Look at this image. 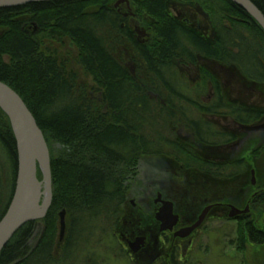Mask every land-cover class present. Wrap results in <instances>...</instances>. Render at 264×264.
<instances>
[{"label": "trees", "instance_id": "16d2710c", "mask_svg": "<svg viewBox=\"0 0 264 264\" xmlns=\"http://www.w3.org/2000/svg\"><path fill=\"white\" fill-rule=\"evenodd\" d=\"M114 1L0 7V80L19 93L46 137L53 190L47 215L14 234L0 251V264H85L81 249L97 231L119 224L144 157H168L180 169L218 180L248 170L245 159L219 162L198 153L200 147L235 139L206 116L225 110L251 124L264 118V109L228 104L220 80L198 64V57L214 58L252 83H264L262 26L231 0H191L211 12L219 33L212 42L173 17L170 0H134L154 21V38L150 49L136 47L129 56L136 33L116 13ZM252 1L264 13V0ZM190 64L199 65L203 77L192 90L180 71ZM86 77L91 85L84 83ZM210 83L215 98L205 103L199 98ZM180 130L191 132L190 140L180 138ZM0 146L6 155L5 161L0 158L1 220L18 172L15 135L1 108ZM263 152L264 145L254 155ZM259 189L253 203L264 222V185ZM64 209L69 223L62 239ZM238 228L242 249L264 244V232L252 222L242 220Z\"/></svg>", "mask_w": 264, "mask_h": 264}, {"label": "rangeland", "instance_id": "374dc122", "mask_svg": "<svg viewBox=\"0 0 264 264\" xmlns=\"http://www.w3.org/2000/svg\"><path fill=\"white\" fill-rule=\"evenodd\" d=\"M173 1L175 0L169 2ZM169 9L177 16L176 18L181 19L185 16H192L195 23L201 18H199L200 14L198 12L199 15H195V12L191 14L190 11L188 12L184 8L177 9L172 4H170ZM203 21L206 25L203 24L202 26H208L210 29L209 35H211L212 27L206 19ZM198 64L206 68L213 67L211 63L204 62V60L199 61ZM199 65H183L180 67L182 79L188 83L191 90L196 89V86L203 79L202 71L198 68ZM226 68H231V66L227 65ZM210 72L220 80L227 100L241 101L243 104L264 109V83H252L242 76L239 71H231V73L227 71L229 75L217 71ZM232 72L235 75H232ZM84 83L91 85V78L86 77ZM206 89L205 95L199 98L203 100L202 102L212 101L215 98L214 87H210L208 84ZM194 117L198 118L195 115ZM206 120L217 123L216 125L221 129H224L225 126L228 129L232 127L227 123L229 120L226 121L224 117L210 116ZM261 123L264 124V118L257 122V124ZM179 137L190 140L192 136L191 132L180 130ZM235 144L215 149H208V147H200L199 149L200 154L214 158L215 161L239 159L247 161L249 167L246 173L225 182L205 176L198 171L180 169L179 165L168 157H144L140 164L139 176L133 183L134 188L131 189L119 224L97 231L92 243L81 249L80 259L82 262L84 263L85 260V264H87L90 258L97 260V264H153L154 262L151 259L146 262L143 257H139V254L135 255L129 248L127 251L122 244L121 234L127 232L129 234L135 232L136 234L142 231L144 227L148 228L149 226L156 228L154 224V198L157 196L158 191H162L165 197L178 203L182 218H188L192 215L190 208L199 213L209 201L238 202L243 206L247 202L251 204L250 200H252L255 186L264 185V152L259 157L254 155V151L264 145V129H259L253 133L242 131ZM0 158L3 161L6 160L5 152L1 146ZM253 178L255 185H253ZM255 209L251 212L255 216V223L258 227L264 228L263 214ZM227 214L228 210L227 212L224 210L213 211V218L205 223L202 231L195 236L194 242L190 243L191 251L185 257V264H201V261L203 264H264V246L255 249L250 248L245 253H241L231 243L236 238L237 225L235 221L228 220ZM66 220L68 225V218ZM184 220L186 221V219Z\"/></svg>", "mask_w": 264, "mask_h": 264}, {"label": "water", "instance_id": "95a60500", "mask_svg": "<svg viewBox=\"0 0 264 264\" xmlns=\"http://www.w3.org/2000/svg\"><path fill=\"white\" fill-rule=\"evenodd\" d=\"M49 0H0V7H19L28 3ZM247 11L264 29V13L252 0H231ZM130 3L129 0H115L113 8ZM173 2H169L168 7ZM190 3V4H189ZM187 4L200 12L212 27V42L219 38L218 30L213 21L211 12L198 1ZM180 21L179 18H176ZM182 24H186L180 21ZM187 25V24H186ZM192 31L199 32L195 27ZM138 36L145 34V29H135ZM0 108L8 117L16 139L18 152V172L13 197L5 215L0 220V251L6 246L14 234L27 222L42 219L52 204V172L51 154L46 137L40 128L36 117L25 103L19 93L11 86L0 80ZM43 178L39 179L38 171ZM254 175V170H253ZM253 182H255L253 178ZM162 202V207L156 217L162 222V229H172L179 221V216L174 213V203L162 200L161 194L157 202ZM211 206H207L199 219L192 226L183 228L178 232L180 236H188L194 229L199 227L206 218ZM242 212L233 206L230 216ZM67 227L66 210L60 213L61 238L64 237ZM144 244V238H138L130 243L133 252L139 251Z\"/></svg>", "mask_w": 264, "mask_h": 264}, {"label": "flooded vegetation", "instance_id": "af4514ba", "mask_svg": "<svg viewBox=\"0 0 264 264\" xmlns=\"http://www.w3.org/2000/svg\"><path fill=\"white\" fill-rule=\"evenodd\" d=\"M130 3L125 2L123 4H120L117 7H114L115 11L117 14L121 15L122 18L126 19L127 22L130 24V26L132 28H143L145 29V34L144 35H140L138 36L136 34V36L134 37L136 43L134 45H132L130 47L129 50V56H134L135 55V50L136 47H140V48H147L150 49V45L152 43V40L154 38L153 35V23L154 21L152 20L151 17H148V15L143 11L140 12L139 11V7L136 5L134 0H129ZM192 2L191 0L187 1V0H175L172 3V6L177 8V9H183L187 10L188 12L190 11L191 14H194L193 12H195V15H199V20L194 21V19L192 18V16H185L184 18H179L180 21L186 23L187 25L191 26V27H195L196 29H198L202 34H204V39L206 38V40L208 39L209 41H212V37L211 35H209L210 29L208 26H205L206 23L203 21L204 17L203 15L198 12L197 10L194 9V7H192L191 5H189ZM189 3V4H187ZM169 12L172 14L173 17H177L176 15L173 14V12H171V10L169 9ZM199 14H198V13ZM196 24V26H195ZM203 24L204 27L202 26ZM210 25V24H209ZM205 28V29H204ZM134 29V31H135ZM205 30V31H204ZM136 33V31H135ZM199 61H206L207 63H211L213 65L212 68H208L207 69L209 71H217L219 73L223 72L227 74V71H229L231 73V71H238V69L234 66H231V68H226V64L223 62H220L214 58H209V57H202L199 56ZM190 65H194V64H190ZM204 67V66H203ZM199 70L201 71L200 67L198 66ZM206 68V67H205ZM235 75L234 72H232V75ZM229 75V74H227ZM210 87H212V84H209ZM213 101V100H212ZM211 100H207L205 103H211ZM228 104H234V105H241V106H247V107H254L251 105H247V104H243V102H238V101H232V100H227ZM225 110H217V112H215L214 115H207V117H224V119H226V121L229 120V122H227L228 124L232 125V127H230L228 129V127L225 126L224 129H222L223 131H225L226 133H230L233 137H235L234 140H231V142H226V143H222L220 145H216V146H206L208 147V149H212V148H220L222 146H229V145H236L235 142L237 141V139L239 138V135L242 134V131H249L250 133H253L255 131H258L259 129H264V124H257L256 123H251V124H243L240 121H238L235 117H233L232 115H225ZM210 121V120H209ZM212 122V121H210ZM214 125H216L217 123L212 122ZM217 127H219L218 125H216ZM231 138V137H230ZM198 153L200 154V152L198 151ZM202 154V153H201ZM200 154V155H201ZM202 157L206 158V159H210L213 160L211 157L202 154ZM215 161V160H214ZM226 162V161H223ZM223 182L227 181L226 179H222ZM253 185H255V182H253ZM260 189L259 186H255V191L252 194V200H250L251 204L249 202L246 203L245 206H243L241 203H233V202H207L204 207L201 209V211L199 213H197L196 211L192 210L191 208L190 210V214L191 216H188V218H182V215L179 212L178 209V203L175 202L174 200L167 198L163 195L162 191H158L157 192V196L154 198V224L156 226V228L153 227H144V229L138 233L135 234V232H133V234H129L127 233H122L121 234V239H122V244L124 246V248L128 251V248L131 250L130 248V243L135 242L138 238H144V244L141 246V248L139 249V251L137 252H133L135 255L139 254V257H143V259L148 262L150 261V259L154 262L153 264H185V257H187L188 253L191 251V245L190 243L194 242V240L196 239V235L199 234L205 223L210 220L212 217V213L214 210H224L227 212L228 210V220H233L236 222V238L234 240L231 241V243L236 247L238 252L241 253H245L246 251H248V249H255L257 247H261L264 246V244H254V243H248L245 249H242L241 244L239 243V236H238V226L240 224V222L243 220L246 222H252L254 224V226L256 227L257 230L259 231H263L264 232V228H260L258 227V225L255 223L256 221L254 220L255 216L251 213L252 210L257 211V205L253 203V201L258 198V193H259ZM159 194H161V198L162 200H167V201H172L174 203V213L177 214L179 216V221L176 225H174V227L172 229H162L161 225L162 222L159 221L156 217L158 211L160 210V208L162 207V202L158 201L157 199L159 197ZM134 204V202H132ZM207 206H211L206 218L204 219V221L202 222V224L197 227L196 229H194L188 236H180L178 235V232L180 230H182L183 228L192 226L194 223H196V221L199 219L200 215L202 214L203 210L207 207ZM233 206L239 210H241L242 212L236 213L234 216H230V213L232 212V208ZM186 219V221L184 220ZM264 223V222H263ZM128 246V247H127ZM124 249V250H125ZM132 251V250H131ZM184 257V259H183ZM149 259V260H148ZM148 260V261H147ZM200 262V261H198ZM145 263V262H144ZM201 264L202 261H201Z\"/></svg>", "mask_w": 264, "mask_h": 264}]
</instances>
